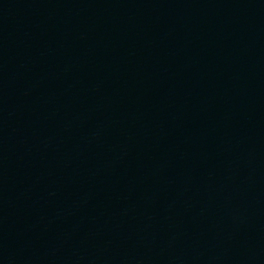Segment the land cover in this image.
Returning <instances> with one entry per match:
<instances>
[{
    "label": "water",
    "instance_id": "95a60500",
    "mask_svg": "<svg viewBox=\"0 0 264 264\" xmlns=\"http://www.w3.org/2000/svg\"><path fill=\"white\" fill-rule=\"evenodd\" d=\"M0 264H264V0H0Z\"/></svg>",
    "mask_w": 264,
    "mask_h": 264
}]
</instances>
